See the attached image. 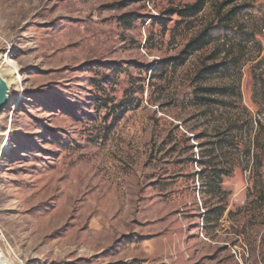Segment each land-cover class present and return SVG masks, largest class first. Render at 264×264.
<instances>
[{
    "label": "rangeland",
    "instance_id": "374dc122",
    "mask_svg": "<svg viewBox=\"0 0 264 264\" xmlns=\"http://www.w3.org/2000/svg\"><path fill=\"white\" fill-rule=\"evenodd\" d=\"M193 1L0 0L8 264H264V0Z\"/></svg>",
    "mask_w": 264,
    "mask_h": 264
},
{
    "label": "trees",
    "instance_id": "16d2710c",
    "mask_svg": "<svg viewBox=\"0 0 264 264\" xmlns=\"http://www.w3.org/2000/svg\"><path fill=\"white\" fill-rule=\"evenodd\" d=\"M206 1L207 0H194L191 3H185L180 7L168 10L167 14H169V13H170V15L176 14L180 20L192 19V18L196 17L202 11L203 7L206 4ZM224 5H225V3H221L219 5V7L217 8L216 13H220V11L222 10ZM230 15H231V12H227V14L223 18H218V20L226 19V20L230 21L231 20ZM218 16H219V14H218ZM123 18H124V23L130 24V22L132 20L137 19L138 17L132 16V13H127V14H124ZM163 19H164L163 21H165L167 18L164 17ZM209 28H210V26L206 27L198 35H196L194 38H191L187 42V44L181 50L178 60H176L173 63V65L176 66V65L183 64L186 61V59L188 58V56L194 50L202 47L204 43L209 42L210 34H207V32H208L207 29L209 30ZM149 70H151V68ZM212 71H214V69H212V67H205V68L201 69L200 73L203 75L205 73L208 74Z\"/></svg>",
    "mask_w": 264,
    "mask_h": 264
},
{
    "label": "bare ground",
    "instance_id": "6f19581e",
    "mask_svg": "<svg viewBox=\"0 0 264 264\" xmlns=\"http://www.w3.org/2000/svg\"><path fill=\"white\" fill-rule=\"evenodd\" d=\"M4 66V68H3ZM0 75L3 76V75H7L9 78L7 79L6 83H7V86L9 85H13L14 83H17L20 79V72L18 70V66L17 64L8 58V56H6L5 58L1 56V63H0ZM18 76V78L16 77ZM10 98V95H8V99ZM7 143V142H6ZM8 150V146L5 144L4 145V148H3V151H7ZM76 178L75 177H71L70 178V181L68 182L69 185H74L76 184ZM54 187V186H53ZM50 188V187H49ZM52 189V188H51ZM45 194V193H44ZM71 196V195H70ZM0 259L1 261L6 264L7 263V259L6 257L0 255ZM8 264V263H7Z\"/></svg>",
    "mask_w": 264,
    "mask_h": 264
},
{
    "label": "water",
    "instance_id": "95a60500",
    "mask_svg": "<svg viewBox=\"0 0 264 264\" xmlns=\"http://www.w3.org/2000/svg\"><path fill=\"white\" fill-rule=\"evenodd\" d=\"M8 102V86L6 80L0 75V110H2ZM0 264H4L1 259Z\"/></svg>",
    "mask_w": 264,
    "mask_h": 264
},
{
    "label": "crops",
    "instance_id": "0c3cea01",
    "mask_svg": "<svg viewBox=\"0 0 264 264\" xmlns=\"http://www.w3.org/2000/svg\"><path fill=\"white\" fill-rule=\"evenodd\" d=\"M209 213V212H208ZM209 216V215H208Z\"/></svg>",
    "mask_w": 264,
    "mask_h": 264
}]
</instances>
